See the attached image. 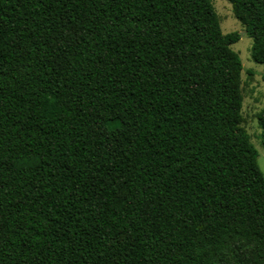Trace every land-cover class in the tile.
I'll use <instances>...</instances> for the list:
<instances>
[{"label": "trees", "instance_id": "1", "mask_svg": "<svg viewBox=\"0 0 264 264\" xmlns=\"http://www.w3.org/2000/svg\"><path fill=\"white\" fill-rule=\"evenodd\" d=\"M239 39L212 0H0V264H264Z\"/></svg>", "mask_w": 264, "mask_h": 264}, {"label": "rangeland", "instance_id": "2", "mask_svg": "<svg viewBox=\"0 0 264 264\" xmlns=\"http://www.w3.org/2000/svg\"><path fill=\"white\" fill-rule=\"evenodd\" d=\"M223 34L237 32L240 39L230 46L241 60L240 93L242 96V126L250 142L258 151V166L264 175V147L261 144L259 116L264 109V67L256 63L251 54L252 39L245 34L243 24L236 18L227 0H212Z\"/></svg>", "mask_w": 264, "mask_h": 264}]
</instances>
